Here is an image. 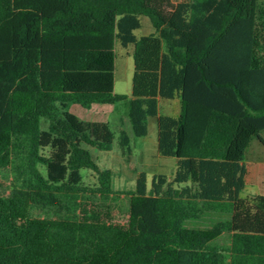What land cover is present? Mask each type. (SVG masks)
<instances>
[{
    "label": "trees",
    "instance_id": "1",
    "mask_svg": "<svg viewBox=\"0 0 264 264\" xmlns=\"http://www.w3.org/2000/svg\"><path fill=\"white\" fill-rule=\"evenodd\" d=\"M139 16L157 36L135 37ZM115 41L132 46L130 97L113 93ZM72 104H121L131 136ZM149 119L175 171L115 191L89 149L129 158ZM262 132L258 0H0V264H264V196H240ZM206 214L228 218L183 228Z\"/></svg>",
    "mask_w": 264,
    "mask_h": 264
},
{
    "label": "rangeland",
    "instance_id": "2",
    "mask_svg": "<svg viewBox=\"0 0 264 264\" xmlns=\"http://www.w3.org/2000/svg\"><path fill=\"white\" fill-rule=\"evenodd\" d=\"M258 2L264 11V0H258ZM138 19L140 27L134 31L136 38L150 35L157 36V33L146 16H139ZM162 47L164 50V44ZM131 53L132 46L123 48L118 41L114 42V94L131 96V80L133 74V59ZM174 103L175 101L164 100L161 104L162 110L160 114L162 116H175L171 112L165 111L166 106L173 105ZM67 111L84 122L108 123L110 129L115 133L118 131V128H123L131 136L130 124L125 116L124 107L121 104L117 106L92 105L89 108H83L79 105L72 104L68 107ZM261 136L264 139V132L261 133ZM255 143L256 140H253V144ZM89 150L92 158L100 168L108 169L113 172L112 186L113 189L118 192H129L133 190L136 175L141 172L145 173L147 176L148 187H150L151 177L153 175H164L171 178L173 174L171 168L173 160L169 158H167L168 160L164 158L160 159L157 156L156 125L153 119L148 120L147 135L144 138L135 139L133 141V150L129 158L121 155L116 140L110 151H98L92 148ZM249 157H252V155H249L248 159H250ZM90 174L91 172L88 170H83L81 172L85 182H87ZM253 193L244 190L240 196L244 197L245 195ZM223 218L228 217L224 215L219 219L215 214H206L197 220H185L183 222V228L189 230H204L213 226L214 223L223 220ZM227 243L228 238L226 235H222L212 242L213 245H219L221 247L226 246Z\"/></svg>",
    "mask_w": 264,
    "mask_h": 264
},
{
    "label": "crops",
    "instance_id": "3",
    "mask_svg": "<svg viewBox=\"0 0 264 264\" xmlns=\"http://www.w3.org/2000/svg\"><path fill=\"white\" fill-rule=\"evenodd\" d=\"M173 2L181 1V0H172ZM164 100H159V115L160 111L162 110L161 104ZM167 101H175L173 105H169L165 107L166 112H171L175 116H167L171 118H176L179 115L180 112V103L179 99L175 98L173 100H167ZM162 116V115H161ZM157 147V142H156ZM252 155V157L248 156ZM158 158H162L158 152H157ZM165 160H168L167 158H164ZM173 160L172 162V170L173 173L175 171V163L176 160L174 158H169ZM245 166V176H244V184H245V190H248V192L253 193L254 195H261L264 196V147L256 141L255 144L253 142L250 144L247 152L246 157L244 161ZM161 167V166H160ZM173 175V174H172Z\"/></svg>",
    "mask_w": 264,
    "mask_h": 264
}]
</instances>
